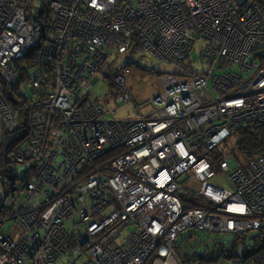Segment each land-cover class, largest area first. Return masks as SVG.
<instances>
[{"label":"built area","instance_id":"obj_1","mask_svg":"<svg viewBox=\"0 0 264 264\" xmlns=\"http://www.w3.org/2000/svg\"><path fill=\"white\" fill-rule=\"evenodd\" d=\"M142 51L176 69L138 105ZM263 123L259 0H0V264H190L189 230L264 228V150L221 146Z\"/></svg>","mask_w":264,"mask_h":264},{"label":"rangeland","instance_id":"obj_2","mask_svg":"<svg viewBox=\"0 0 264 264\" xmlns=\"http://www.w3.org/2000/svg\"><path fill=\"white\" fill-rule=\"evenodd\" d=\"M264 3V0H261ZM190 56L192 59L197 61L198 55L196 51H191ZM131 62L132 73L127 78V84L133 95L135 102L138 105H143L147 100L158 94L162 90L161 77L164 74L172 73L175 71L176 67L174 64L160 61L153 57L149 52H135L130 56L128 60ZM122 64L125 61L120 59L117 61ZM193 65H197L193 63ZM96 95L103 93H114V87L110 85L109 79L102 78L101 81L95 84ZM116 117L118 118H129L135 116V109L132 103H127L123 105H118L115 111ZM231 138V137H230ZM228 139L222 143V149L230 150L232 147V142L234 139ZM21 173H23L24 167L19 168ZM223 181V187L229 188V186L224 183L221 177H216L213 182L219 183ZM10 223H5L3 226L4 230H7ZM133 227H126L122 234H127L132 231ZM255 234V232L247 234V246H250V241L248 236ZM199 238L201 240L193 241L194 238ZM179 245L182 244L180 248L181 255L184 258L189 259L190 264H236V260L226 259L219 256L222 250H218L221 245L225 252H233L234 254H240L241 247L243 243L231 234H214L210 238L201 230H189L183 233L178 239ZM216 257H218L216 259Z\"/></svg>","mask_w":264,"mask_h":264},{"label":"trees","instance_id":"obj_3","mask_svg":"<svg viewBox=\"0 0 264 264\" xmlns=\"http://www.w3.org/2000/svg\"><path fill=\"white\" fill-rule=\"evenodd\" d=\"M259 1L260 3L262 2L261 0ZM232 138L234 139V142H232L231 150L239 159L252 157L264 150V123L237 130L233 133L230 139ZM254 232L255 234L248 236V240L251 242L250 246H247L246 235H234L235 238L243 243L240 254L225 252L220 245L218 250H222V252L219 256L226 259L236 260L239 258L249 261L256 253L264 250V228L258 229ZM217 258L218 257H216V259Z\"/></svg>","mask_w":264,"mask_h":264},{"label":"water","instance_id":"obj_4","mask_svg":"<svg viewBox=\"0 0 264 264\" xmlns=\"http://www.w3.org/2000/svg\"><path fill=\"white\" fill-rule=\"evenodd\" d=\"M33 19H34V21H37V17H36V15H34Z\"/></svg>","mask_w":264,"mask_h":264},{"label":"crops","instance_id":"obj_5","mask_svg":"<svg viewBox=\"0 0 264 264\" xmlns=\"http://www.w3.org/2000/svg\"><path fill=\"white\" fill-rule=\"evenodd\" d=\"M132 73V72H131Z\"/></svg>","mask_w":264,"mask_h":264}]
</instances>
